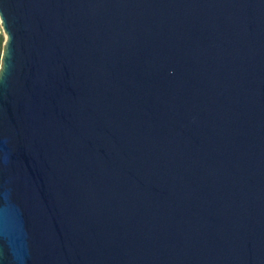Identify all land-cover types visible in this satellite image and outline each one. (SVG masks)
Here are the masks:
<instances>
[{
	"label": "water",
	"instance_id": "1",
	"mask_svg": "<svg viewBox=\"0 0 264 264\" xmlns=\"http://www.w3.org/2000/svg\"><path fill=\"white\" fill-rule=\"evenodd\" d=\"M0 16V264H264V0Z\"/></svg>",
	"mask_w": 264,
	"mask_h": 264
},
{
	"label": "built area",
	"instance_id": "2",
	"mask_svg": "<svg viewBox=\"0 0 264 264\" xmlns=\"http://www.w3.org/2000/svg\"><path fill=\"white\" fill-rule=\"evenodd\" d=\"M5 31H4V28L2 26V19H1V16H0V38L3 37V39H5Z\"/></svg>",
	"mask_w": 264,
	"mask_h": 264
},
{
	"label": "trees",
	"instance_id": "3",
	"mask_svg": "<svg viewBox=\"0 0 264 264\" xmlns=\"http://www.w3.org/2000/svg\"><path fill=\"white\" fill-rule=\"evenodd\" d=\"M2 42H3V37L0 38V59H1V46H2Z\"/></svg>",
	"mask_w": 264,
	"mask_h": 264
},
{
	"label": "rangeland",
	"instance_id": "4",
	"mask_svg": "<svg viewBox=\"0 0 264 264\" xmlns=\"http://www.w3.org/2000/svg\"><path fill=\"white\" fill-rule=\"evenodd\" d=\"M4 40H5V39H3L2 46H1V53H2V48H3V43H4Z\"/></svg>",
	"mask_w": 264,
	"mask_h": 264
}]
</instances>
